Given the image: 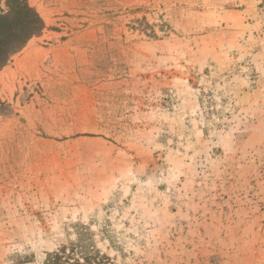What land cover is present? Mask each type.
<instances>
[{"label":"rangeland","instance_id":"1","mask_svg":"<svg viewBox=\"0 0 264 264\" xmlns=\"http://www.w3.org/2000/svg\"><path fill=\"white\" fill-rule=\"evenodd\" d=\"M22 1L44 30L0 71V264L73 227L118 264H264V0Z\"/></svg>","mask_w":264,"mask_h":264},{"label":"trees","instance_id":"2","mask_svg":"<svg viewBox=\"0 0 264 264\" xmlns=\"http://www.w3.org/2000/svg\"><path fill=\"white\" fill-rule=\"evenodd\" d=\"M0 0V71L27 43L44 30V22L26 1L7 0L8 11ZM73 238V239H71ZM43 264H118L95 244L87 227H73L66 240L46 256Z\"/></svg>","mask_w":264,"mask_h":264}]
</instances>
